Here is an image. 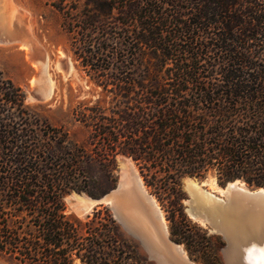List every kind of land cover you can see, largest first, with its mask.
<instances>
[{
  "label": "trees",
  "instance_id": "trees-1",
  "mask_svg": "<svg viewBox=\"0 0 264 264\" xmlns=\"http://www.w3.org/2000/svg\"><path fill=\"white\" fill-rule=\"evenodd\" d=\"M49 3L100 90L73 109L79 142L0 70V261L155 264L113 213H65L66 194L114 187L119 156L169 213L176 242L212 248L189 230L183 180L264 187V0Z\"/></svg>",
  "mask_w": 264,
  "mask_h": 264
},
{
  "label": "rangeland",
  "instance_id": "rangeland-1",
  "mask_svg": "<svg viewBox=\"0 0 264 264\" xmlns=\"http://www.w3.org/2000/svg\"><path fill=\"white\" fill-rule=\"evenodd\" d=\"M14 2L20 6L25 17L21 21L15 20L9 23L0 2V70L4 78L10 79L16 86L21 87L25 95V103L32 112L38 113L54 126L65 128L72 139L81 142L85 139L87 131L80 122L74 119L73 109L82 100H95L100 89L95 87L80 69L71 50L70 35L62 27L61 14L50 5L49 0H14ZM27 39L34 42L32 58L29 56L30 50L21 48L19 44L21 41L29 42ZM125 171L130 175L133 173L140 177L134 162L128 157L119 156L116 184L104 194L117 187L122 178L121 175L123 176ZM140 179L144 185L141 177ZM188 181L193 182L194 187L203 189L202 192L205 191L204 193L215 194L219 197L224 196L225 187L219 186L212 174L204 179L186 177L183 180V189L186 193V197L183 199V207L189 220V230L208 237V242L210 241L208 246L211 245L212 248L202 249L198 245L186 246L184 243L176 242L171 234L169 213L145 185L144 189L152 195L160 208L169 232L168 236L180 245L194 264H225L223 248L226 245V240L223 238L224 243H220L217 239V235L220 233L213 230L209 223L200 217V214L191 213L201 209L192 200L193 197L187 189ZM104 194L93 197L85 192L72 191L64 196L65 213L78 217H83L87 213H114L111 204L106 201L93 204L81 214L72 207V204L81 199L91 201L102 197ZM97 209L101 210L96 212ZM179 215L176 213L178 220L181 218ZM198 216L201 220L198 219ZM136 224L138 227L141 226L143 231L154 230V236H151L157 241L156 230L148 219L139 216L136 218ZM122 227L124 228L123 225ZM125 231L127 236L139 246L140 250L152 259L141 240L126 229ZM152 260L155 264H159L157 259ZM0 264L8 263L2 260Z\"/></svg>",
  "mask_w": 264,
  "mask_h": 264
},
{
  "label": "water",
  "instance_id": "water-1",
  "mask_svg": "<svg viewBox=\"0 0 264 264\" xmlns=\"http://www.w3.org/2000/svg\"><path fill=\"white\" fill-rule=\"evenodd\" d=\"M187 189L193 197V202L199 201L198 196L202 191L193 185H188ZM225 190L224 196L216 195L217 202H211L210 209L206 210L214 215L206 216L200 210L191 213L200 214L213 230L223 236L226 240L223 248L224 259L227 253L231 256V264H248L249 258L255 259L256 264H264V187L248 188L243 181L234 180L225 186ZM120 191L119 182L116 188L102 197L90 199L95 203L109 202ZM137 196L144 208L151 212L143 215L153 224L157 242L150 234L147 236L135 227L139 213H113L118 221L129 233L141 240L150 257L157 259L159 264H194L180 245L166 234L161 210L152 195L139 189Z\"/></svg>",
  "mask_w": 264,
  "mask_h": 264
},
{
  "label": "bare ground",
  "instance_id": "bare-ground-1",
  "mask_svg": "<svg viewBox=\"0 0 264 264\" xmlns=\"http://www.w3.org/2000/svg\"><path fill=\"white\" fill-rule=\"evenodd\" d=\"M0 2L2 4V8L4 10V15L8 19L9 23H12V21H15V20L21 21L25 17V14H23L20 10V6L17 3H15L14 0H0ZM29 43L30 42L21 41L19 44H20L21 48L29 51L30 47H31V43L30 44ZM121 177H122L120 180L121 191L117 195H115L111 200H109V203L111 204L112 210L114 211V213H121V214H126V215H129V214L131 215L133 213H139L140 216H142L144 219H147L143 215V213H151V212L148 211L146 208H144V206L142 205L143 203L141 202V199L137 196V191L139 189L143 192L146 191L144 189V185H143L140 177L134 175L133 173L130 175V173H128L126 171L123 173V176L121 175ZM192 183L190 181H188L187 186L193 185ZM197 186H199V185H197ZM202 190L203 189H201V191ZM204 192H202L200 194V196H198V198H200V199H199V201H196L195 203L201 209L200 211L204 212L202 214H204L206 216H208L209 214L214 215V213H207L206 210L210 209L209 207L211 206L210 205L211 202L212 203L217 202L215 200L216 195L210 194V193H204ZM225 192H226V190L224 191V193ZM93 204H95L94 200L90 201V200H86V199H81L77 203L72 204V207L74 208V210L77 213H82V212H85L86 210H88ZM195 216H197V215H195ZM200 217L202 218L201 215H200ZM200 217L198 219H200ZM162 222L164 224L163 225L164 230L166 231V234L168 235L169 232H168V229H167V226L164 222L163 217H162ZM145 224H147V223H145ZM135 227L141 233H143L147 236H148V234L154 236V234H153L154 230H151L152 232L149 231L148 229L143 231L144 229H141L140 228L141 226L138 227L137 224L135 225ZM155 233H156V231H155ZM249 259H250L249 262H247L248 264H256L255 259H253V258H249ZM225 264H231V256H229L227 253L225 256ZM237 264H246V263H237Z\"/></svg>",
  "mask_w": 264,
  "mask_h": 264
},
{
  "label": "crops",
  "instance_id": "crops-1",
  "mask_svg": "<svg viewBox=\"0 0 264 264\" xmlns=\"http://www.w3.org/2000/svg\"><path fill=\"white\" fill-rule=\"evenodd\" d=\"M29 42H31V49H30V54H29V56L32 58L33 57V54H32V49L34 48V42L33 41H31L30 39H27ZM24 51V50H23Z\"/></svg>",
  "mask_w": 264,
  "mask_h": 264
}]
</instances>
